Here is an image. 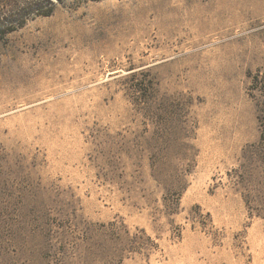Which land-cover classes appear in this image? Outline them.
I'll use <instances>...</instances> for the list:
<instances>
[{"label":"rangeland","instance_id":"374dc122","mask_svg":"<svg viewBox=\"0 0 264 264\" xmlns=\"http://www.w3.org/2000/svg\"><path fill=\"white\" fill-rule=\"evenodd\" d=\"M13 1L0 264H264V0Z\"/></svg>","mask_w":264,"mask_h":264},{"label":"trees","instance_id":"16d2710c","mask_svg":"<svg viewBox=\"0 0 264 264\" xmlns=\"http://www.w3.org/2000/svg\"><path fill=\"white\" fill-rule=\"evenodd\" d=\"M13 4H14L13 7L19 5L20 6V9H19L20 11H26V10H28L30 13L32 11L33 13H36V14L37 13H40V11H41L40 4H38V2H36L34 0H28V1L23 0V3H21L19 0H15V1H13ZM8 5H7V2H6L5 3V6H8ZM53 6H54L53 2H50V7L48 8V11L45 12V13H43V14H39V15L40 16H45V17L51 16L52 15V12H53V9H52ZM19 14H20L19 17L22 18V21H20L21 18H20L19 21H11L10 22V25L7 28V30L6 31L3 30L4 31L3 32L4 35L5 34H8V33H12L13 31H15V29H17V27L18 28H22L23 27V25L25 23L24 22V20H25L24 17H26V16H23V13H21V12ZM13 27H15V28H13Z\"/></svg>","mask_w":264,"mask_h":264}]
</instances>
